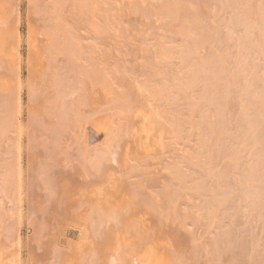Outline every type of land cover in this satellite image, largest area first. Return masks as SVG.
Segmentation results:
<instances>
[{"label": "bare ground", "instance_id": "1", "mask_svg": "<svg viewBox=\"0 0 264 264\" xmlns=\"http://www.w3.org/2000/svg\"><path fill=\"white\" fill-rule=\"evenodd\" d=\"M80 1L85 5L91 0ZM54 2L59 4L62 1ZM105 4L106 1L102 0L99 9L105 10ZM199 4L200 0H134V10L140 11L147 19L137 30L140 42L134 53L147 61L138 66H126V59L121 55L130 53H126L121 42L119 45L114 43L111 51L100 48L95 62L100 86L88 93V116L82 122L72 105H68V111L56 110V127L62 128L68 120L78 137H84L88 143H99L95 147L97 168L98 173L106 177L104 180L107 179L109 185L106 188L112 185L111 191L115 188L113 192L116 190L119 196L122 195L126 185L119 181L128 178L118 172L120 169L126 174L136 169L139 172L137 177H145L144 182L141 179L134 181L135 185L144 188L147 197L146 215L140 217V223L145 226L143 245L135 251L138 264H195L193 257L201 245L200 237L196 235L194 243L182 240L179 238L182 232L177 226H182L188 235H192L194 228L203 230L207 221L216 217L217 211L226 204L232 202L229 205L235 206V199L231 196L232 184L227 179L242 178V185L250 191L251 201L264 199V0H206L201 2L205 11ZM173 23L179 27L175 28ZM6 25L0 18V30ZM110 32L111 26L106 25L102 36L112 39ZM131 37V34L125 35L124 43ZM8 56V48H4L0 52V140L8 138L11 125L21 126L18 120L14 125L9 114L10 109L20 105V101L13 90L16 70L8 68ZM112 56L118 58L114 63ZM140 72L156 76L158 81L142 80L138 75ZM54 84L57 85L56 82ZM66 95L65 90H60L55 96L64 99ZM233 124L235 130L231 132L230 125ZM185 140L190 143L185 149L179 148L178 141ZM116 159L118 167L113 163ZM246 163L250 167L245 166ZM2 171L0 175L7 173ZM117 173L122 175L117 178H121L119 181L115 178ZM220 176H226V190L217 186ZM3 180L0 178V188H3ZM253 182L259 184L254 186ZM103 187L101 190L106 191ZM108 190L105 194L112 193ZM112 194V197L108 195L110 199H113ZM124 194L129 195L127 192ZM109 197L102 198L104 203L100 199L102 208L104 205L108 209ZM120 197V203L128 200L125 196L126 200ZM8 198L5 190L0 189V211H4V200ZM126 204V208L122 206L124 208L120 209H126L122 213L128 216ZM102 208L99 210H105ZM110 208L106 213L101 211L104 224L113 220L109 211L113 213L114 210ZM120 211L119 215L114 211L119 218L122 217ZM135 213L138 214L137 210ZM135 213L131 214L134 216ZM223 213L215 218L217 229L223 226ZM116 222L114 227L110 224L111 227L106 225L105 228L103 225L105 231L115 229V232L112 230L115 234L110 231V238L105 235L107 240L103 242L108 244L116 235L114 240L122 243L121 239H116L120 233L115 228L119 221ZM251 222L262 223L257 228L263 234L259 245L255 241L246 243L241 239L238 241L239 253L232 254L231 244L237 242L235 235H226L223 239L218 235L210 240L209 243L216 245L222 241L223 246L217 249L224 255L231 254L232 259L226 264H245L260 254V264H264V246L261 249L264 213L253 216ZM1 237L0 264H4ZM117 241L116 247L112 244L115 250L126 245L123 241L125 245L118 248ZM138 243L136 245L140 246ZM131 245L127 244L128 248H132ZM216 245L205 251L209 264H222ZM106 248L111 247L108 245ZM106 248L102 252L106 253ZM125 249L127 247L119 250L123 252ZM132 249H129L131 253L127 249L130 255L127 252L124 259L133 258ZM116 252L115 259L120 260L121 252L118 255ZM100 254L105 260V254ZM129 259L126 264H133ZM119 260L117 264L121 263Z\"/></svg>", "mask_w": 264, "mask_h": 264}, {"label": "rangeland", "instance_id": "2", "mask_svg": "<svg viewBox=\"0 0 264 264\" xmlns=\"http://www.w3.org/2000/svg\"><path fill=\"white\" fill-rule=\"evenodd\" d=\"M61 1L58 4L54 0H0V18L7 23L5 28L0 30V52L4 48H8L7 65L10 70H16L17 76L14 78L13 90L16 91L20 101V105L10 109L9 114L13 124L16 120L21 124L19 128L15 124V126L11 125L7 132L8 138L4 137L5 139L0 140V151L2 150L0 173L2 170L6 173V169H8L6 177L4 174L0 175V178L4 179L3 188L0 189L5 190L6 197L10 198L4 200V211L2 210L4 213L0 216V233L3 235L0 237L4 244H2L3 250H1L2 258H4V264H112V259L115 261L113 264H117L119 259H115L116 251V255L121 252L119 257L124 259L128 256V250L134 248L132 249L133 258L129 257L133 264H138L135 251L143 245L145 226L144 223H140V217L144 218L146 215L147 197L144 188L135 185L134 181L137 182L141 179L144 182L145 177H137L139 172H136V169L134 172V169L130 170L131 173L128 174L124 170L125 173H123L122 169L118 171L122 173L123 177L128 178L120 180L121 178H117L121 173L120 175L117 173L118 176L115 175V178L120 180L119 183L123 181L121 185H126L123 186L122 192H127L129 195L132 193V196H129L123 195L121 192L120 196L128 200L120 203L121 197L118 192L115 190L116 197H118L116 199L113 192L115 188L111 191V187L114 186L110 185V188H106L109 185L106 183L107 179L104 180L106 177L98 173L97 167L99 166L95 150L97 142L90 141L91 144H89L90 142H86L84 137H78L76 131L68 124V120L65 121L62 128L56 127L55 115L59 108L68 111L72 105L78 111L82 122L88 116L90 111L88 93L99 89L100 86L95 64L100 48L111 51L114 43L119 45L121 42L123 44L120 45L124 47L126 53H130L121 55L126 59L124 62L126 66H138L147 61L140 59L134 53L135 47L140 42V32L137 30L147 19L140 11L134 10V0H105V10L99 9L102 0L87 1L85 5L80 0ZM205 1L200 0L199 5L202 11H205V7L201 2ZM106 25L111 26L112 39H105L102 36L103 27ZM173 25L175 28L179 27L177 23H173ZM128 34H131L132 37L124 43L123 37ZM112 58L115 59L113 63L118 59L115 56ZM138 75L142 80L158 81V78L153 75L149 76L142 72ZM60 90L67 92L64 99L62 97L57 99L55 96ZM234 130V124L230 125V131ZM189 143V140L178 141V147L185 149ZM117 160L113 163H116L114 166L118 167L119 161L117 162ZM245 166L250 167L248 163ZM218 180L217 186L222 190L225 189L226 181L230 180L232 184L231 196L235 199V206L229 205L232 202L226 204L222 210L217 211L216 217L213 216L207 221V226L203 230L194 228L195 233L192 235H188L182 226H177L182 232L179 236L182 240H190L194 243L197 239L196 235L200 237L201 245L196 249L193 257L195 264H209L205 251L216 245V243L209 242L218 235H222V239L226 235L237 237L236 244H231L232 254L239 253L238 241L241 239H245L246 243L255 241L258 245L263 241V234L257 230L262 226V223H252L251 218L264 213V206H262L264 199L257 202L251 201L250 191L248 187L242 185V178L235 177L233 180H226V176H220ZM252 184L257 186L259 183L253 182ZM102 187L110 189V192L114 194H105L107 190H101ZM126 187L128 190L125 189ZM16 188L19 189L16 190ZM186 191L191 193L190 190ZM110 194L113 195L112 200L108 196ZM102 196L109 197L108 209L103 205L105 210H99L104 203ZM100 199L103 201L102 204ZM115 199L117 201H114ZM125 204L128 206V216L125 215L126 213H122L126 212V209L124 211L120 209ZM118 207L119 210H117ZM124 207L126 208V206ZM143 207L145 208L143 209ZM183 207L184 204L181 205V208ZM109 208L118 211V214L109 211L110 214H113V222L104 224V220L101 222L102 213L108 212ZM136 210L138 214L135 213ZM142 210L143 212H141ZM119 211L120 216L124 217V221L122 217L116 216L119 215ZM224 211L225 213H223ZM131 213H135V215L133 216ZM222 213L225 214L223 226L217 229L215 218H218ZM115 216L118 217L119 222L116 218V220L114 219ZM98 222H101L100 226ZM114 222L119 229L122 227L123 230L115 227L117 232L120 231L119 234L117 233L119 236L117 235L116 239H121L120 242H122L119 243L116 240L119 244L118 248L122 247L124 241L126 245L123 246L128 249L123 251L124 255L120 251L124 247L115 250L114 237L116 235L111 239L114 242L110 241L108 244L103 242V240H107L105 235L109 237L113 231L115 232V229L111 228H109L111 230L105 231V228L110 224L113 226ZM134 224L137 227H134L136 226ZM103 225L107 226L104 228ZM120 225L121 227H119ZM99 230L100 232H98ZM126 234L128 236H125ZM224 240L227 241V239ZM221 242L217 243L215 249L223 246ZM112 244L115 247H112ZM127 244L129 246L132 244V248H128ZM108 245L113 250L106 248ZM263 246L264 243L261 249ZM98 248L99 250H97ZM105 248L106 253L102 252ZM218 249L217 256L221 255L220 262L222 264H226L228 260L232 259L231 254L224 255L223 251ZM100 253L108 254L110 258L104 255L106 258L104 260ZM129 257L124 261L120 258L121 263L126 264ZM261 261L260 254L245 264H260Z\"/></svg>", "mask_w": 264, "mask_h": 264}]
</instances>
